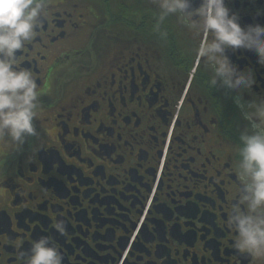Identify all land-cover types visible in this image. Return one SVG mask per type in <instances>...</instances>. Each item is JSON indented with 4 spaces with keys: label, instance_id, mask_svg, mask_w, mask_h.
<instances>
[{
    "label": "flooded vegetation",
    "instance_id": "af4514ba",
    "mask_svg": "<svg viewBox=\"0 0 264 264\" xmlns=\"http://www.w3.org/2000/svg\"><path fill=\"white\" fill-rule=\"evenodd\" d=\"M168 2L47 0L13 65L36 78L37 134L0 138V264L41 237L62 264H264L229 222L244 207L238 93L211 86L195 21L160 20ZM225 2L264 26V0ZM226 54L255 75L244 100L264 99L257 54Z\"/></svg>",
    "mask_w": 264,
    "mask_h": 264
},
{
    "label": "clouds",
    "instance_id": "9594fccd",
    "mask_svg": "<svg viewBox=\"0 0 264 264\" xmlns=\"http://www.w3.org/2000/svg\"><path fill=\"white\" fill-rule=\"evenodd\" d=\"M47 7V0H0V138L17 147L37 134L34 120L39 92L32 72L13 66L16 50L34 38ZM162 7L161 21L168 13L179 12L209 35L197 51L211 64V86L238 93L235 103L248 121L239 133V168L244 178L239 200L244 207L234 206L229 222L239 231L238 249L264 254V99L244 100L242 91L252 89L255 75L250 69H238L226 54L227 49L245 48L264 64V26L242 27L225 0H201L194 8L192 0H170ZM55 227L64 230L61 223ZM21 259L23 264H62L49 237L34 241L30 255Z\"/></svg>",
    "mask_w": 264,
    "mask_h": 264
}]
</instances>
